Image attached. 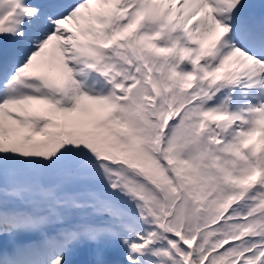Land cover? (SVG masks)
Returning a JSON list of instances; mask_svg holds the SVG:
<instances>
[{
    "label": "snow or ice",
    "instance_id": "snow-or-ice-1",
    "mask_svg": "<svg viewBox=\"0 0 264 264\" xmlns=\"http://www.w3.org/2000/svg\"><path fill=\"white\" fill-rule=\"evenodd\" d=\"M0 264H264V0H0Z\"/></svg>",
    "mask_w": 264,
    "mask_h": 264
}]
</instances>
